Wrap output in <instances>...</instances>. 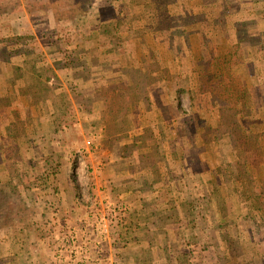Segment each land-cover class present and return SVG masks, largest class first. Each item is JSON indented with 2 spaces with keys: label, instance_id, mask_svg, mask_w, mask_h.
<instances>
[{
  "label": "rangeland",
  "instance_id": "obj_1",
  "mask_svg": "<svg viewBox=\"0 0 264 264\" xmlns=\"http://www.w3.org/2000/svg\"><path fill=\"white\" fill-rule=\"evenodd\" d=\"M110 19L125 33L138 19L141 46L150 35L157 50L166 49L156 64L142 56L141 71L130 73L154 83L155 103L142 87L140 114L107 105V116L126 118L95 121L105 127L103 142L96 123L79 125L70 112L52 137L68 147L43 154L46 168L29 170L53 185L43 197L8 147L14 183L0 185V264H264V0H0V54L68 67L75 45ZM53 47L61 48L59 61ZM48 82L58 86L56 77ZM121 141L150 148L147 169L137 168L146 183L134 186L135 203L112 180L122 169L116 161L132 162L129 154L107 151L112 164L93 160L100 147ZM122 218L140 226L134 237L122 236Z\"/></svg>",
  "mask_w": 264,
  "mask_h": 264
},
{
  "label": "crops",
  "instance_id": "obj_2",
  "mask_svg": "<svg viewBox=\"0 0 264 264\" xmlns=\"http://www.w3.org/2000/svg\"><path fill=\"white\" fill-rule=\"evenodd\" d=\"M118 20L123 22L128 20V18L122 16ZM115 22L112 19L102 21L100 23L103 24L101 25L102 28L94 35V39L92 38L90 41L84 39L83 44H78L77 42L80 40L76 38L77 44L75 46L78 48L74 50L68 67L56 65L50 66L51 68L49 69H44L39 62L29 63V57L23 56V54H20V57L11 54L12 56L8 59L0 54V185H7L9 182H13L11 181L12 177L6 170L9 162H11L10 160H5V152L8 147H15L18 150L19 158L18 160L16 159V165L21 169V172L27 174L33 168H46L48 162L45 158L42 159L45 156L43 154L46 153V155L50 156L53 152L60 151L59 147H68V145L61 144L62 142L59 144L55 143L52 137L61 121L65 120V117L70 112H73L76 118L79 119V125L89 126L96 123L94 126L98 128L97 134L101 142H103L106 138V132L102 135L100 133L101 130L104 132L105 127L102 123L95 121L105 118L106 120L110 118H126L125 113L116 115V117L107 116V105L113 102L121 105L128 104L131 109L130 112L140 114L142 103L140 89L142 87H146L151 100L155 103L154 90L156 86L154 83L147 82L143 84L139 79L132 78L130 73L141 71L140 59L142 56L151 57L153 64H156L158 54H162L161 51L166 49L161 50L158 48L157 50V45L150 35L147 36L146 43L141 46V38L144 35L140 32L141 22L138 19L133 21V29L129 33L119 31L118 21ZM114 23L117 25L116 28ZM112 25H114L115 29L112 28ZM96 35L99 36L97 37ZM88 43L90 48L103 45L108 51L106 50L107 52L103 53H96L95 49L94 52L87 51ZM53 49L54 57L56 56V60L59 61L60 59L58 58L62 57L61 48L53 47ZM6 50L8 52L10 48H6ZM89 53L93 54L92 57H90ZM105 59L110 62L108 66L105 64ZM18 61L20 63H17ZM86 63L90 64V66L87 67ZM170 66L172 67V63H169L168 66L167 64L161 65V68ZM49 76L56 77L58 86H52L48 82ZM73 85H77L79 89H83V92H86L82 95H71L68 87ZM125 90L130 91V94L127 95ZM151 91L154 94L153 96H151ZM131 95H136L137 98L129 101ZM86 102L88 108L85 105ZM110 110L114 111L111 106H109V113L111 112ZM134 118V115H129V120H134ZM124 144L126 143L121 141L118 143L121 147L113 146L112 150L110 147H100L102 154L93 160L96 165L100 159H103L106 163L109 161L112 164L110 155L106 154L108 153L107 151L118 149L122 153L126 151L129 154V161L132 159L133 162L132 167L130 166L132 162L116 161V164H119L122 169L119 172L112 173V180L115 183L114 189L116 191L121 187H127L122 196L125 193H130L127 196L135 203L139 199L137 197V188H134V186L146 183V180L141 178H138L140 181H137L138 179L135 176L142 172V170L138 171L137 168L147 169L149 163L142 162V159L145 156L147 157L146 152L150 148L122 147ZM33 148H35V154L32 153ZM53 160L57 164L59 158L53 156L51 161ZM51 161L49 160V163ZM102 174H105L104 178H108L106 173ZM31 175V180H36L35 190H38V193H36L38 197H43L45 193L54 191L53 185L43 182L44 179L41 180L45 178L44 172L36 170ZM31 175H27L26 180L28 182ZM65 180V183H67V177H65ZM40 185L44 186L41 187ZM56 197L58 198L59 196L57 195ZM72 198H74L73 195L71 196ZM58 200L60 201V199ZM107 200L108 202L111 201L109 198ZM73 204H75L74 201H72L71 205ZM61 206L59 202L57 208L59 209ZM132 219L122 218V222L120 221V225L123 224L121 227L125 231L121 232L123 237H134L140 231V226Z\"/></svg>",
  "mask_w": 264,
  "mask_h": 264
},
{
  "label": "trees",
  "instance_id": "obj_3",
  "mask_svg": "<svg viewBox=\"0 0 264 264\" xmlns=\"http://www.w3.org/2000/svg\"><path fill=\"white\" fill-rule=\"evenodd\" d=\"M1 191H3V189L2 188H0V192ZM14 192V190L12 191V193ZM1 194V193H0ZM13 194H16V192H14ZM5 196H7L6 194H4ZM3 199H6V198H4V197H2ZM4 201H0V203H3ZM2 205L0 204V207H1ZM1 210H2V207L0 208Z\"/></svg>",
  "mask_w": 264,
  "mask_h": 264
},
{
  "label": "built area",
  "instance_id": "obj_4",
  "mask_svg": "<svg viewBox=\"0 0 264 264\" xmlns=\"http://www.w3.org/2000/svg\"><path fill=\"white\" fill-rule=\"evenodd\" d=\"M90 144V142H87V145H89Z\"/></svg>",
  "mask_w": 264,
  "mask_h": 264
}]
</instances>
